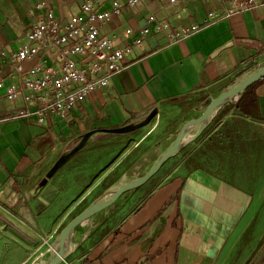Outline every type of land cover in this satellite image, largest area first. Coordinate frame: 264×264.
Masks as SVG:
<instances>
[{"label": "crops", "instance_id": "1", "mask_svg": "<svg viewBox=\"0 0 264 264\" xmlns=\"http://www.w3.org/2000/svg\"><path fill=\"white\" fill-rule=\"evenodd\" d=\"M41 2L65 15L79 12L81 4V0H0V59L1 51H14L16 40L38 19ZM118 2L122 12L105 24L104 33L133 30L118 45L134 42L149 14L156 21L107 88L89 96L66 119L51 118L48 126L15 117V104L1 103L0 214L9 222L0 218V264H25L45 236L53 237L64 223L71 200L98 183L99 195L117 181L113 188L125 183L123 174L138 160L130 161L132 155L141 149L138 157L149 151L142 158L149 159L158 150L141 141L125 156L122 172H109L102 179L95 171L102 160L96 159L97 152L118 156L140 129L126 135L99 134L36 193L57 157L84 134L140 121L154 109L158 119L176 114L174 132L201 115L210 98L264 65V4L203 25L190 37L170 43L168 34L205 23L220 3L146 0L132 7L128 0ZM103 8L112 5L106 1ZM227 43L232 44L215 55ZM244 92L227 102L201 135L173 156L174 163L163 175L127 192L125 199L105 210L108 214L101 221L86 229L73 243L78 264H264V79L256 84L258 102L249 113L237 107ZM204 124L192 126L183 144L191 142ZM74 163L88 165L89 170L64 174ZM127 164L132 166L127 169ZM50 249H43L44 254Z\"/></svg>", "mask_w": 264, "mask_h": 264}, {"label": "built area", "instance_id": "2", "mask_svg": "<svg viewBox=\"0 0 264 264\" xmlns=\"http://www.w3.org/2000/svg\"><path fill=\"white\" fill-rule=\"evenodd\" d=\"M106 1L112 8H103ZM145 1L128 0V4L133 7ZM205 1H217L220 8L211 10L205 23L168 34L170 43L190 37L203 25L264 4V0ZM37 8L41 14L16 40L17 48L1 51L0 106L4 100L15 104V117L34 120L39 126H48L51 118L66 119L89 96L107 88L114 75L127 67L126 56L142 45L156 21L149 14L134 42L118 45L133 34L131 28L104 33L105 24L122 12L118 0H81L79 12L69 15L56 13L46 2Z\"/></svg>", "mask_w": 264, "mask_h": 264}, {"label": "water", "instance_id": "3", "mask_svg": "<svg viewBox=\"0 0 264 264\" xmlns=\"http://www.w3.org/2000/svg\"><path fill=\"white\" fill-rule=\"evenodd\" d=\"M232 43L224 44L223 46L219 47L215 55L222 52L223 50L230 47ZM264 79V65L258 68L249 76L237 80L232 83L229 87L225 90L221 91L217 96L212 97L208 100L206 109L201 115L194 116L186 120L179 128L176 136L170 142L167 149L163 152V154L159 157L157 162L143 175L130 180L127 183L122 184L115 193L110 198H105L108 191L113 187V184L107 191V193L100 197L99 199L95 200L91 204H89L85 209H83L80 213L75 215L61 230L59 235L56 237L54 242L51 244L50 249V257L47 261V264H61L68 254L73 250H71V239L73 234L81 223H83L86 219H88L91 215L97 212H103L112 206H114L120 199L129 191L134 190L140 186L145 185L148 183L165 165V163L175 156L183 147L187 146L189 143L194 142L204 131L207 125H209L212 120L215 118L219 110L227 103L235 98L239 97L248 87L252 86L253 84L257 83L258 81ZM158 114V110L154 109L146 118L133 122L121 127L110 128V129H96L91 130L90 132L84 134L79 142L75 144L72 148L66 150L59 159L56 161L52 169L48 172L47 176L43 178L36 187V193H38L48 181V178L52 177L56 171H58L61 167H63L67 161H69L72 156L80 151L81 149L85 148L88 144H90L93 139L99 134H120L126 135L136 132L137 130L141 129L142 127L149 124ZM205 122L204 126L201 128L197 136L191 141L186 144H183L185 135L189 128L194 125L195 123ZM0 218L4 221L9 222L4 216L0 214ZM57 246V250L54 252L52 251L53 247Z\"/></svg>", "mask_w": 264, "mask_h": 264}, {"label": "rangeland", "instance_id": "4", "mask_svg": "<svg viewBox=\"0 0 264 264\" xmlns=\"http://www.w3.org/2000/svg\"><path fill=\"white\" fill-rule=\"evenodd\" d=\"M168 116H169L168 118L163 117L162 119H158V116H157L149 124H147L146 126L141 128L132 137V140H130L128 142L129 144L127 145V148L125 149L126 151L120 153L118 156L112 152L107 153V151H98L97 155H95L96 159L101 158L102 160L99 162L95 171L98 173V175L102 174L99 178H102V179L105 178V176L109 172L118 173L121 170H123L124 165H122L123 164L122 161L124 160L125 156H127L129 153H131L132 150L134 148H136L138 146V144L143 140H144L143 141L144 144L151 146V149L156 147L158 150L155 153V155H153L149 159H142V158L148 156L149 151L139 158L138 156L140 155L141 149L137 150L136 153L132 155V158L130 159V161L135 160L137 158H138V160L129 169L130 171L127 170L123 174V175H125L123 177V181H125V183H127L130 180L135 179V178L145 174L157 162L159 157L167 149L170 142L173 140V138L176 136V134L179 130V127L176 128L177 130H175L174 132H172V130H171L172 127L176 125V123H175L176 118H177L176 114L174 112H171ZM99 136L100 135H97L93 139L92 142L98 140ZM190 144L191 143H189L188 145H190ZM74 145L75 144H72V146H70L68 149L72 148ZM59 157H57V159H59ZM175 158L176 157H173L167 165L165 164L162 167V169L155 175V177L163 175L166 172L167 168L171 167V165L174 163ZM90 159H93V157H91ZM87 167H88V165H82V164L74 163V165L67 166V171L64 174L67 173V174H69V176H71L72 175L71 173H74V172H77V173L86 172L87 170H89V168H87ZM67 178H69V177H67ZM98 182H101V179H99ZM98 184H100V183H98ZM98 184L95 185L94 187H92L91 190L87 191L86 194L83 195L84 197L82 196L83 198L82 197L81 198H75V199L70 201L69 205H71V206L69 207L68 214L65 218V221L60 226V228L56 231V233L53 234L54 236L59 235V233L61 232L64 225L67 222H69L75 215L80 213L83 209H85L93 201L99 199L100 197L104 196L107 193L108 190H106L101 195H99L102 192V190L100 188V185L98 186ZM112 191H113V187L108 191L106 197ZM123 198L125 199L126 195H124ZM53 208H56V206H54V207L52 206V210H53ZM107 214H108V211H105L104 213L97 212V213L91 215L83 223H81L79 226H77V228L73 234V237L71 239V242L72 243L78 242L79 237L86 231V229H88L90 226H94L95 223L101 221L105 217V215H107ZM54 236L53 237L45 236L44 241H42V245L39 244V245H41L40 246L41 248L38 249L37 252L34 255H32L30 257V259L25 264H32L34 262H36L37 264H47V261L49 260V257H50V253L47 252L46 254H44L43 249L50 248L51 244L56 239V238H54ZM77 252L78 251L72 250L68 254V256L66 257L65 261H63L61 264H78V261H77L78 253Z\"/></svg>", "mask_w": 264, "mask_h": 264}, {"label": "trees", "instance_id": "5", "mask_svg": "<svg viewBox=\"0 0 264 264\" xmlns=\"http://www.w3.org/2000/svg\"><path fill=\"white\" fill-rule=\"evenodd\" d=\"M256 84L257 83H255L252 86L248 87L245 90V92L242 95V97L239 99L238 103H237V107L240 108V109H243L245 112L249 113L251 108H255L256 105H257L258 99H257V95L255 93ZM146 150L147 149H145V151ZM131 166H132V164H127V169L130 168ZM120 176H117V177L119 178ZM112 183H114V182H112Z\"/></svg>", "mask_w": 264, "mask_h": 264}, {"label": "bare ground", "instance_id": "6", "mask_svg": "<svg viewBox=\"0 0 264 264\" xmlns=\"http://www.w3.org/2000/svg\"><path fill=\"white\" fill-rule=\"evenodd\" d=\"M199 123H201V122H199ZM199 123H195L194 125H196V124H199ZM194 125H192V126H194ZM191 126V127H192ZM190 127V128H191ZM189 128V129H190ZM188 132V131H187ZM186 136H187V133H186V135H185V138H184V140L186 139ZM132 176V175H131ZM129 177V176H128ZM122 184H124L123 182L122 183H120V184H118V185H116L114 188H113V191L111 192V193H109L108 194V196L106 197V199L107 198H110L114 193H115V191L122 185ZM74 247V245H73V243H72V245H71V249ZM57 250V246L56 247H53V251L55 252ZM36 264V263H35Z\"/></svg>", "mask_w": 264, "mask_h": 264}]
</instances>
